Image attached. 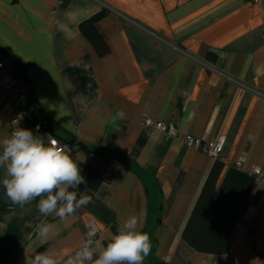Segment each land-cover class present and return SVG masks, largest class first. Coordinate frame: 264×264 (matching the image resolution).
<instances>
[{
  "label": "crops",
  "instance_id": "0c3cea01",
  "mask_svg": "<svg viewBox=\"0 0 264 264\" xmlns=\"http://www.w3.org/2000/svg\"><path fill=\"white\" fill-rule=\"evenodd\" d=\"M98 12L105 53L79 27ZM0 59L28 107L72 144L81 175L90 165L103 177L96 188L80 184L79 196L113 214L82 206L65 221L45 217L38 200L14 204L0 183V264H26L45 250L64 264L91 222L106 244L132 215L151 240L143 264H229L183 237L216 160L143 118L206 141L224 138L218 186L237 161L245 173L264 172V0H0ZM7 94L0 80V138L11 134ZM41 223L55 225L44 243ZM227 253L264 262L260 178Z\"/></svg>",
  "mask_w": 264,
  "mask_h": 264
},
{
  "label": "clouds",
  "instance_id": "9594fccd",
  "mask_svg": "<svg viewBox=\"0 0 264 264\" xmlns=\"http://www.w3.org/2000/svg\"><path fill=\"white\" fill-rule=\"evenodd\" d=\"M0 168L4 170L0 183L9 200L19 205L38 200L42 216L54 215L65 221L88 203L77 191L80 184L86 183L81 169L70 150L56 139L45 140L16 126L10 135L0 138ZM139 222V215L128 217L106 244L102 236L97 239L95 231H89L79 250L64 264H143L152 245ZM54 230V224L41 223L36 229L37 239L46 242ZM256 262L264 264L258 258ZM26 264L61 262L45 250L27 258Z\"/></svg>",
  "mask_w": 264,
  "mask_h": 264
},
{
  "label": "trees",
  "instance_id": "16d2710c",
  "mask_svg": "<svg viewBox=\"0 0 264 264\" xmlns=\"http://www.w3.org/2000/svg\"><path fill=\"white\" fill-rule=\"evenodd\" d=\"M102 15L103 12H98L82 21L79 26L81 32L92 42L99 53H105L108 50L106 40L95 26ZM32 112L38 122L50 129L44 115L40 114L37 109H32ZM223 164L224 160L216 159L183 231L185 241L196 250L205 253L224 254L227 252L229 241L247 204L248 194L256 178L255 175L245 173L235 166L227 172L218 186ZM82 176L86 180L84 184H89L93 188H96L103 180V177L90 165L85 167ZM157 264L168 263L159 262Z\"/></svg>",
  "mask_w": 264,
  "mask_h": 264
},
{
  "label": "built area",
  "instance_id": "2783aa9c",
  "mask_svg": "<svg viewBox=\"0 0 264 264\" xmlns=\"http://www.w3.org/2000/svg\"><path fill=\"white\" fill-rule=\"evenodd\" d=\"M262 1V0H260ZM0 80L3 87L7 90V97L10 103L14 107V112L11 117L10 125L11 132L17 127L26 128L33 131L34 134L41 136L43 139L47 140L56 139L60 142L62 146H66L70 150V155L75 159V152L72 144L65 139L58 137L53 131L46 128L40 122L37 121L35 114L32 109L28 107L24 95L20 89V86L12 74L10 68L7 64L0 59ZM145 125L151 126L169 136L180 139L187 146L193 147L202 153L216 159L224 160V149H225V139L220 138L218 140L206 141L204 139L194 137L192 135L181 134L177 127L173 124H166L161 121L154 120L151 117L143 118ZM242 163L237 161L236 167L241 168ZM251 174L255 175L256 178L264 180V172L259 167H254ZM89 231H95L96 236L99 234V227L95 222H91L85 233V240L87 238V233ZM223 260L229 264H242L239 256L231 255L229 253L223 254Z\"/></svg>",
  "mask_w": 264,
  "mask_h": 264
},
{
  "label": "water",
  "instance_id": "95a60500",
  "mask_svg": "<svg viewBox=\"0 0 264 264\" xmlns=\"http://www.w3.org/2000/svg\"><path fill=\"white\" fill-rule=\"evenodd\" d=\"M88 203L85 205L87 208H94L95 210L99 211L103 215L113 218V214L102 204H100L95 198L87 200Z\"/></svg>",
  "mask_w": 264,
  "mask_h": 264
}]
</instances>
